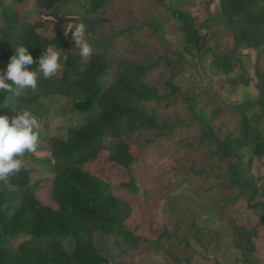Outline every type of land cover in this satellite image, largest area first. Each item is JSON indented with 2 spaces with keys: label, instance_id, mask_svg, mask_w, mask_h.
Segmentation results:
<instances>
[{
  "label": "rangeland",
  "instance_id": "obj_1",
  "mask_svg": "<svg viewBox=\"0 0 264 264\" xmlns=\"http://www.w3.org/2000/svg\"><path fill=\"white\" fill-rule=\"evenodd\" d=\"M221 0H110L107 20L98 25L93 37H86L93 47L107 45L110 71L122 60L145 64L158 63L148 81L156 85L161 101L150 108L158 117L176 124L172 135L158 136L148 130L130 138L135 158L133 168L108 160V153L86 164L112 186L114 194L127 201L132 212L127 227L140 237L133 246L119 236L96 235L98 249L113 264H264V226L259 222L264 212V115L259 107H248L259 98L258 85L264 78V47H236L234 34L211 22L220 12ZM13 4L22 19L35 24L46 37L63 34L60 49L67 59L53 76L60 77L68 66L87 61L71 38L79 15L87 8L86 0H0V23L4 6ZM191 15L207 41L204 47L187 42L178 12ZM65 32L69 35L66 36ZM92 52V53H93ZM228 54L237 63L227 76H219L214 55ZM169 82L178 87L174 91ZM40 102L45 109L32 110L40 121L38 146L25 153L22 169L30 173L31 188L44 205L55 209L53 198L55 174L43 160L51 159L49 141L66 140L70 128H78L85 115L74 105L75 99L48 94ZM8 104V105H5ZM5 109L18 114V95L7 96ZM246 117L255 124L254 136L261 144L243 142ZM256 118H259L258 122ZM209 122L220 139L232 138L238 157L221 158L209 141L202 143L204 124ZM241 159L245 177L260 193L231 187L227 175L231 164ZM134 184L136 190L126 185ZM12 210L17 203H12ZM241 229H257L255 249L240 237ZM24 238L15 241L18 246ZM72 239L64 247L70 250Z\"/></svg>",
  "mask_w": 264,
  "mask_h": 264
},
{
  "label": "trees",
  "instance_id": "obj_2",
  "mask_svg": "<svg viewBox=\"0 0 264 264\" xmlns=\"http://www.w3.org/2000/svg\"><path fill=\"white\" fill-rule=\"evenodd\" d=\"M47 1L56 3L59 0ZM86 3L87 8L79 15L77 24L83 22L87 36L93 37L98 25L107 20L110 0H86ZM1 18L0 68L6 67L14 54V46H28L34 58H38L45 47L60 48L62 45L61 30L58 36H44L34 23L19 16L13 4L3 7ZM178 18L183 22L187 42L204 47L207 41L200 33L202 25H197L184 11L178 12ZM211 22L231 31L236 47H264V0H221L220 12ZM213 63L219 76H227L237 67L233 56L228 54L216 53ZM158 66V63L122 60L109 72L110 54L108 46L103 45L87 61L68 66L60 77H41L35 92L19 90L18 111L45 109L40 102L42 97L61 94L75 99L74 105L85 115V121L78 128H70L66 140L52 138L48 143L51 159L43 162L55 174L53 198L57 209L36 198L26 169L0 181V264H113L98 249L96 235L119 236L133 246L140 242V237L126 225L131 205L116 196L109 182L93 173L86 164L107 152L110 162L130 171L135 162L130 144L133 134L148 130L168 137L174 133L177 123L161 120L150 108L151 102L166 97L147 80ZM36 67L33 64L30 70ZM169 86L178 92L175 84L169 82ZM258 89V100L248 107L257 106L264 115V78ZM7 96L0 94V115L11 118L13 112L3 107ZM200 120L205 127L202 143L209 141L214 153L223 159L239 156L233 150L236 142L232 138L220 139L209 122ZM243 127L245 137L236 145V151L245 141L255 144L258 153L261 144L253 135L255 124L246 114ZM242 166L241 159L231 164L227 173L232 179L230 186L252 190L250 199L253 200L260 191L245 177ZM126 186L137 189L134 184ZM12 203L18 205L14 210L10 206ZM254 205L264 208V202ZM259 222L264 226V212ZM239 235L249 245L246 251L255 249L253 237L257 236V229H241ZM21 238L24 240L16 246L15 241ZM67 239L73 240L70 250L64 247Z\"/></svg>",
  "mask_w": 264,
  "mask_h": 264
},
{
  "label": "clouds",
  "instance_id": "obj_3",
  "mask_svg": "<svg viewBox=\"0 0 264 264\" xmlns=\"http://www.w3.org/2000/svg\"><path fill=\"white\" fill-rule=\"evenodd\" d=\"M85 33L86 26L83 22L71 30V38L79 48L80 56L86 58L92 55L93 47ZM65 35L69 36L66 32ZM14 49L6 67L0 68V94L5 96L18 95L20 89L35 92L41 77L51 78L67 59L65 51L52 46L45 47L38 58H34L28 46L21 44L14 46ZM33 64L37 67L30 70ZM39 126L37 116L28 109L19 111L11 118L0 115V181L20 172L23 166L21 157L26 152L34 153L37 150Z\"/></svg>",
  "mask_w": 264,
  "mask_h": 264
}]
</instances>
